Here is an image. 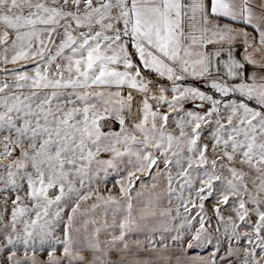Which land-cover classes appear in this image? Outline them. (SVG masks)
<instances>
[{"label": "snow or ice", "instance_id": "obj_1", "mask_svg": "<svg viewBox=\"0 0 264 264\" xmlns=\"http://www.w3.org/2000/svg\"><path fill=\"white\" fill-rule=\"evenodd\" d=\"M0 264H264V0H0Z\"/></svg>", "mask_w": 264, "mask_h": 264}]
</instances>
